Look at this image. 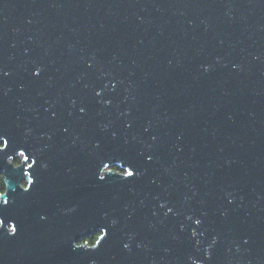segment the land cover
I'll return each instance as SVG.
<instances>
[{"label":"water","instance_id":"95a60500","mask_svg":"<svg viewBox=\"0 0 264 264\" xmlns=\"http://www.w3.org/2000/svg\"><path fill=\"white\" fill-rule=\"evenodd\" d=\"M0 175V264H264V0H0Z\"/></svg>","mask_w":264,"mask_h":264},{"label":"trees","instance_id":"16d2710c","mask_svg":"<svg viewBox=\"0 0 264 264\" xmlns=\"http://www.w3.org/2000/svg\"><path fill=\"white\" fill-rule=\"evenodd\" d=\"M117 169V167H115ZM5 191V181L4 176L0 175V193ZM99 234L95 236H89L87 239H85L82 243H88V244H94L96 240L98 239Z\"/></svg>","mask_w":264,"mask_h":264},{"label":"snow or ice","instance_id":"6c2138e0","mask_svg":"<svg viewBox=\"0 0 264 264\" xmlns=\"http://www.w3.org/2000/svg\"><path fill=\"white\" fill-rule=\"evenodd\" d=\"M36 75H39V73H37ZM7 141H4V145L6 146L7 145ZM150 159V158H149ZM128 176H134L135 173L132 172V171H129L127 173ZM101 179H103V177H101ZM4 205H7L8 204V201L7 200H4ZM4 212H6V209L0 207V216H3ZM9 219L8 217H4V219H0V225L4 224L6 222V220ZM13 229L15 230V226H13Z\"/></svg>","mask_w":264,"mask_h":264},{"label":"rangeland","instance_id":"374dc122","mask_svg":"<svg viewBox=\"0 0 264 264\" xmlns=\"http://www.w3.org/2000/svg\"><path fill=\"white\" fill-rule=\"evenodd\" d=\"M22 157H23V156H20L19 159H18V161H14V164H15V165H19V164L22 162ZM22 185H23V186H27V185H28V182H27V181H25V182L23 181V182H22Z\"/></svg>","mask_w":264,"mask_h":264},{"label":"built area","instance_id":"2783aa9c","mask_svg":"<svg viewBox=\"0 0 264 264\" xmlns=\"http://www.w3.org/2000/svg\"><path fill=\"white\" fill-rule=\"evenodd\" d=\"M116 169V168H115ZM117 170V169H116Z\"/></svg>","mask_w":264,"mask_h":264},{"label":"flooded vegetation","instance_id":"af4514ba","mask_svg":"<svg viewBox=\"0 0 264 264\" xmlns=\"http://www.w3.org/2000/svg\"><path fill=\"white\" fill-rule=\"evenodd\" d=\"M18 161V160H17Z\"/></svg>","mask_w":264,"mask_h":264}]
</instances>
